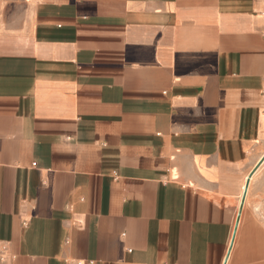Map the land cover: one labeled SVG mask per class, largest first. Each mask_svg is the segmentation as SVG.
I'll return each mask as SVG.
<instances>
[{
    "label": "crops",
    "instance_id": "1",
    "mask_svg": "<svg viewBox=\"0 0 264 264\" xmlns=\"http://www.w3.org/2000/svg\"><path fill=\"white\" fill-rule=\"evenodd\" d=\"M78 262L264 264V0H0V264Z\"/></svg>",
    "mask_w": 264,
    "mask_h": 264
},
{
    "label": "water",
    "instance_id": "2",
    "mask_svg": "<svg viewBox=\"0 0 264 264\" xmlns=\"http://www.w3.org/2000/svg\"><path fill=\"white\" fill-rule=\"evenodd\" d=\"M245 191H246V190H245ZM244 197H245V192H244V194H243L242 203H243ZM241 205H242V204H241ZM240 212H241V208H240V210H239V213H238V216H237L236 223H238ZM231 245H232V242H231Z\"/></svg>",
    "mask_w": 264,
    "mask_h": 264
},
{
    "label": "bare ground",
    "instance_id": "3",
    "mask_svg": "<svg viewBox=\"0 0 264 264\" xmlns=\"http://www.w3.org/2000/svg\"><path fill=\"white\" fill-rule=\"evenodd\" d=\"M248 183V182H247ZM247 189V188H246ZM243 208V207H242ZM241 213V212H240ZM237 230V229H236ZM235 231V230H234Z\"/></svg>",
    "mask_w": 264,
    "mask_h": 264
},
{
    "label": "built area",
    "instance_id": "4",
    "mask_svg": "<svg viewBox=\"0 0 264 264\" xmlns=\"http://www.w3.org/2000/svg\"><path fill=\"white\" fill-rule=\"evenodd\" d=\"M78 264H80V262H78Z\"/></svg>",
    "mask_w": 264,
    "mask_h": 264
}]
</instances>
